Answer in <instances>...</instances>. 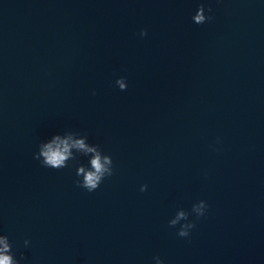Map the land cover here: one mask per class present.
<instances>
[{
  "label": "water",
  "instance_id": "obj_1",
  "mask_svg": "<svg viewBox=\"0 0 264 264\" xmlns=\"http://www.w3.org/2000/svg\"><path fill=\"white\" fill-rule=\"evenodd\" d=\"M67 130L113 159L94 192L88 157L33 158ZM0 233L31 264H264V0H0Z\"/></svg>",
  "mask_w": 264,
  "mask_h": 264
},
{
  "label": "clouds",
  "instance_id": "obj_2",
  "mask_svg": "<svg viewBox=\"0 0 264 264\" xmlns=\"http://www.w3.org/2000/svg\"><path fill=\"white\" fill-rule=\"evenodd\" d=\"M211 12L210 8L206 10L204 5L200 4L192 16V21L196 25L210 22L213 19ZM139 35L141 38L146 37L148 35L147 30L141 29ZM115 84L121 91L126 90V77H119ZM92 94L95 95L96 93L93 92ZM217 143H219V138H217ZM78 155L89 158L87 165L78 162L76 164L77 179L75 184L78 187L91 193L96 191L105 179L113 176L114 162L111 155L105 154L100 145L89 143L87 135L71 130L64 131L62 134H54L47 141L41 142L38 145V151L33 154V158L38 160L42 167L60 170L69 167V161H77ZM146 190L147 185L140 186L141 192ZM207 209L208 204L204 200L194 203L191 207V213L179 208L174 217L168 221L169 227L179 225L177 235L181 238H187L190 236L191 230L196 227L195 221L189 220L190 214L199 220L206 215ZM30 243L29 239H24L23 246L27 248ZM154 260L155 264H164L159 256L154 257ZM22 262L31 264L23 254L17 258L14 242L7 234L0 233V264H22Z\"/></svg>",
  "mask_w": 264,
  "mask_h": 264
}]
</instances>
